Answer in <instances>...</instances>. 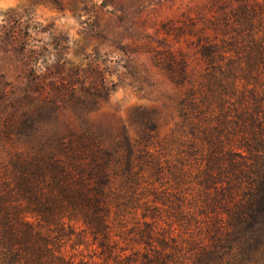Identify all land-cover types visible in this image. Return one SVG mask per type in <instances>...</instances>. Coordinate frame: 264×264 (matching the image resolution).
<instances>
[{
  "label": "trees",
  "instance_id": "1",
  "mask_svg": "<svg viewBox=\"0 0 264 264\" xmlns=\"http://www.w3.org/2000/svg\"><path fill=\"white\" fill-rule=\"evenodd\" d=\"M200 10L144 43L167 132L92 123L103 86L1 113L0 264H264V0Z\"/></svg>",
  "mask_w": 264,
  "mask_h": 264
},
{
  "label": "rangeland",
  "instance_id": "2",
  "mask_svg": "<svg viewBox=\"0 0 264 264\" xmlns=\"http://www.w3.org/2000/svg\"><path fill=\"white\" fill-rule=\"evenodd\" d=\"M207 1L0 0V115L11 112L9 103L21 105L20 115L29 107L26 97L39 94L63 98L65 108L80 88L99 92L103 86L88 116L92 123L114 128L118 121L134 138L132 121L155 110L161 133L167 132L173 121L160 106L171 87L144 43L172 47V23Z\"/></svg>",
  "mask_w": 264,
  "mask_h": 264
}]
</instances>
